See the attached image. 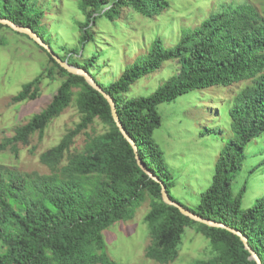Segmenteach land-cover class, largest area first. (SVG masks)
I'll return each instance as SVG.
<instances>
[{
    "label": "trees",
    "instance_id": "trees-1",
    "mask_svg": "<svg viewBox=\"0 0 264 264\" xmlns=\"http://www.w3.org/2000/svg\"><path fill=\"white\" fill-rule=\"evenodd\" d=\"M28 5V0H5L0 19L32 29L50 46L42 31L44 14L29 15ZM168 7L166 0H81L86 17L85 23L79 24L81 45L85 49L95 41L93 28L98 19L115 22L128 11L154 18ZM5 28L10 29L0 24V30ZM38 47L50 58L48 75L53 79L59 74L64 80L47 109L19 128L14 137L0 145V151L11 150L18 158V145H30L32 136L43 133L74 100L81 122L58 146L42 155L41 161L50 174L22 173L0 164V264H116L108 256L102 233L146 202L150 209L145 222L152 241L146 250L147 259L159 264L176 262L187 229H193L209 240L213 250L211 258L195 264H257L237 235L192 221L164 203L162 185L139 167L135 151L120 133L107 100L84 78L69 74ZM99 56L94 54L82 63L72 61V57L68 62L89 72L114 99L120 121L134 140L142 163L177 203L173 196L174 175L154 141L155 131L163 125L158 107L194 91L235 86L230 110L235 139L222 151L213 184L199 206L183 207L240 232L264 264V196L244 211L249 180L238 193L234 190L245 168L247 147L262 142L260 155L264 156V4L261 9L251 4L225 6L199 29L183 35L174 49H164L158 39L146 58L108 86L92 72ZM170 61L177 62L180 69L153 95L134 99L126 96L131 86ZM41 81L39 76L25 86L12 99L13 104L37 100ZM97 120L108 131L89 138L84 151L72 153L77 137ZM263 164L264 159L258 167Z\"/></svg>",
    "mask_w": 264,
    "mask_h": 264
},
{
    "label": "rangeland",
    "instance_id": "rangeland-1",
    "mask_svg": "<svg viewBox=\"0 0 264 264\" xmlns=\"http://www.w3.org/2000/svg\"><path fill=\"white\" fill-rule=\"evenodd\" d=\"M169 7L159 16L144 18L128 11L115 22L103 17L93 28L95 41L85 49L81 45L80 23L86 17L81 0H28L29 15L43 13L42 31L53 52L67 61L85 62L94 54L100 55L93 74L106 86L120 79L138 60L146 58L160 39L164 49H174L183 35L199 29L225 6L251 4L261 9L264 0H166ZM5 11V0H0V12ZM0 145L16 135L36 115L44 112L64 78L56 74L52 79L50 58L35 42L10 29L0 30ZM81 53V54H78ZM71 56V57H70ZM62 60V59H61ZM177 62H166L161 70L142 78L127 93L129 99L149 97L179 71ZM42 76L40 96L13 104L12 99L24 87ZM235 86L212 87L179 97L172 103L162 104L158 111L163 125L155 131L154 141L164 154V161L175 178L173 196L184 207L195 209L203 194L212 186L216 165L226 145L235 139L230 110ZM81 122L79 109L74 103L54 119L43 133L32 136L30 145H18L16 158L11 150L0 151V164L16 168L22 173L50 174L42 155L58 146L62 139ZM107 127L97 120L92 127L75 140L72 153L85 150L87 141L104 135ZM262 142L247 147L245 168L234 183L238 193L246 180L249 190L243 201L247 211L264 196V156L260 155ZM258 168L251 175L252 169ZM149 200V199H148ZM146 202L126 213L113 226L103 231L106 251L116 264H159L146 258L151 246V233L145 222L149 212ZM212 244L193 229H187L180 247V257L172 264H195L213 255Z\"/></svg>",
    "mask_w": 264,
    "mask_h": 264
},
{
    "label": "water",
    "instance_id": "water-1",
    "mask_svg": "<svg viewBox=\"0 0 264 264\" xmlns=\"http://www.w3.org/2000/svg\"><path fill=\"white\" fill-rule=\"evenodd\" d=\"M0 24L6 27H9L11 30H13L16 33H20L22 35L27 36L28 38H30L33 42H35L38 46L44 48L51 56L53 59H55L57 61V63H59V65L64 68L69 74L75 75V76H79L82 77L86 80V82L97 92H99L109 103L110 107H111V111H112V116L113 119L120 131V133L123 135V137L127 140V142L133 147L135 154H136V159L138 162L139 167L143 170V172L145 174H147L151 179H153L154 181H156L157 183H160L162 185V198L164 203H166L169 206L175 207L177 208L185 217H188L189 219H191L192 221H195L197 223H201L204 224L210 228H220V229H224L227 230L235 235H237L238 237H240V239L242 240V242L244 243L245 247L249 250V252L251 253V258L257 262V264H262L261 260L259 259V257L257 256V254L249 247L248 244V239L242 235L240 232H238L237 230H234L230 227H228L225 224L222 223H217L208 219H204L203 217H200L198 215H196L195 213L185 209L181 204L171 200V198L168 195V192L166 190V188L163 186L162 182L155 177L142 163L139 155H138V148L134 142V140L130 137V135L128 134V132L125 130V128L123 127L120 118L118 116L117 113V108H116V104L114 102V99L108 95L103 89L102 87L95 81V79L92 77V75L87 72L84 69H79L77 67L72 66L68 61H63L61 60L51 49V47L49 45H47L42 38H40L32 29L30 28H25L19 25H16L15 23H13L10 20L7 19H0Z\"/></svg>",
    "mask_w": 264,
    "mask_h": 264
}]
</instances>
